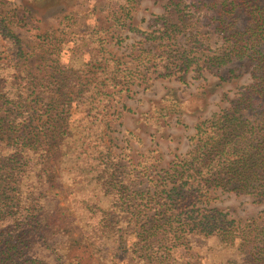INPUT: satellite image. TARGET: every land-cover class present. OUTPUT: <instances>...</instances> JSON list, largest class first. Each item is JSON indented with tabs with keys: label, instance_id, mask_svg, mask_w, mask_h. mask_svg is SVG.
<instances>
[{
	"label": "trees",
	"instance_id": "obj_1",
	"mask_svg": "<svg viewBox=\"0 0 264 264\" xmlns=\"http://www.w3.org/2000/svg\"><path fill=\"white\" fill-rule=\"evenodd\" d=\"M134 1H116L121 13L116 10L111 18L121 21ZM194 1L208 11L213 33L223 40L222 50L205 62L209 72L216 74L233 60L248 58L252 81L229 108L196 124L192 147L184 156L157 169L155 151L142 155L140 174L164 196L143 192L138 200L134 192L136 201L131 204V189L122 177L137 174L130 167L123 173L117 166L119 155L101 140L110 122L109 97L119 101L134 81L133 69L107 49V30L97 24L74 30L59 43L52 34L33 64V53L13 30L21 20L0 0V37L7 52V59L0 61V264H87L89 252L121 238L127 224L134 229V253L148 261L264 264V212L242 224L223 210L207 207L210 192L217 189L264 200V0ZM165 8L158 17L159 34L146 35L170 47L193 30L194 22L185 0H167ZM239 12L246 15L242 28ZM69 43L80 53H72L66 63L62 54ZM182 49H175L179 54L158 76L169 78L191 67L190 49ZM158 60L153 55L141 65L158 72ZM187 107L166 95L145 119L159 125ZM35 165L42 166L37 177L53 173V181L73 186L71 192L78 196L74 206L83 210L79 239H66V209L48 208L42 205L49 200L46 196L33 191L31 198L23 190L29 175H35ZM107 206L120 212L114 222ZM204 242L210 243L207 250ZM209 250L224 255L214 257ZM203 253L210 257L205 263L199 258Z\"/></svg>",
	"mask_w": 264,
	"mask_h": 264
},
{
	"label": "rangeland",
	"instance_id": "obj_2",
	"mask_svg": "<svg viewBox=\"0 0 264 264\" xmlns=\"http://www.w3.org/2000/svg\"><path fill=\"white\" fill-rule=\"evenodd\" d=\"M116 1L118 0H5L4 9L13 11L21 20L13 26V30L21 38L24 48L33 53L30 57L33 64L37 61L41 44L45 41L50 42L52 34L60 38L55 40L59 43L74 30L82 32L93 24L106 28L107 49L133 69L134 81L128 86L129 89L121 94L119 101L114 95L109 97L107 115L110 122L104 130L101 141L119 155L117 166L123 173L129 172L128 167H130L137 174V176L131 175L129 172L122 177L126 180L127 188L131 189L127 190L132 200L131 204H135L134 192L138 193V200L143 192L164 196L161 190L157 193L148 179L140 174L142 169L137 164L138 160L142 159V155L148 150L155 151L154 163L157 169L167 167L177 156H184L192 147L190 136L194 135L196 124L231 106L244 87L252 81L253 64L248 58H237L220 68L216 74L209 72L205 62L209 56L222 50L223 40L218 34L213 33L208 11L201 8L194 0H185L194 22L193 30L180 35L171 42L173 46L170 47L164 45L168 42L154 41L148 39L146 35L148 32L159 34L161 27L158 17L166 12L167 0H135L132 9L122 13L121 21L111 18L112 12L117 13L118 10ZM118 11L121 13V10ZM238 16L240 18L238 27L242 28L246 15L239 12ZM194 40L199 43L197 46L194 45ZM72 47L73 44L69 43L63 51L62 58L66 63L72 53H80L73 51ZM185 47L190 49L191 67L169 78L158 76V73L164 72L163 66L173 62L174 57L179 54L175 49L181 48L180 53H182V48ZM149 55L151 58L155 55L159 59L156 66L158 72L153 68L145 71L146 68L141 65L148 60ZM6 56V43L0 37V61H5ZM161 57L164 60H161ZM160 65L162 67H159ZM149 70L150 72H147ZM170 94L186 102L187 109L160 120L159 125L146 120L148 115H152V108L161 105L162 99ZM116 113H119V116ZM129 132L132 134H128ZM31 168H35L33 171L35 175H29L23 190H26L31 198L33 191L37 195L46 196L49 200L42 205L48 208L50 206L55 210L61 206L66 209L68 214L65 224L68 235L66 239L68 241L79 239L84 231L83 223L80 221L83 210L78 205L74 206L78 196L74 191L71 192L73 186H69L67 182L53 181V173L37 177L42 166L35 165ZM208 198L207 207L223 210L230 218L242 224L264 212V200H257L247 194L217 189L210 192ZM139 203L140 201L136 204ZM105 210L112 214L109 218L111 217L113 222L120 214L119 211L110 210L108 206ZM134 221L133 219V225H135ZM120 226L122 228V225H116L117 228ZM129 227L130 225L127 224L122 230V237L118 236L115 242L106 241L103 247L99 246L95 250L92 248L93 253L89 252L92 254L91 260L87 264H173L171 258L148 261L138 253H134L136 238L134 229ZM119 232L120 230L117 233ZM204 243L207 250L210 243ZM97 252L98 255H95ZM191 252L196 254L195 250ZM208 253L214 257L224 255L222 251L209 250ZM208 253L199 256L202 262L205 263L210 259ZM62 260L65 261L64 256ZM193 260L196 262L195 259Z\"/></svg>",
	"mask_w": 264,
	"mask_h": 264
}]
</instances>
